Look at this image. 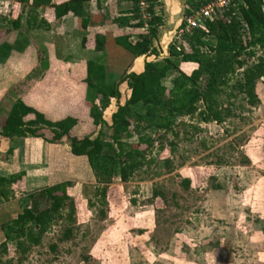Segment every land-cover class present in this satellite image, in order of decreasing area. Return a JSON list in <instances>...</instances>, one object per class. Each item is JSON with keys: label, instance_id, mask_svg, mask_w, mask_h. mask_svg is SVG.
Listing matches in <instances>:
<instances>
[{"label": "rangeland", "instance_id": "rangeland-1", "mask_svg": "<svg viewBox=\"0 0 264 264\" xmlns=\"http://www.w3.org/2000/svg\"><path fill=\"white\" fill-rule=\"evenodd\" d=\"M178 1L182 12L175 30L189 11L184 0ZM262 6L264 9L263 2ZM25 10L18 0H0V123L11 105L24 99L31 87L28 84L40 79L49 65H84L88 68L84 79L89 85L80 100L85 103L67 104L62 96L55 100L42 94L39 98L38 90L33 96L36 102L28 100V104L35 108L39 104L47 119L76 117L80 122L72 135L85 129L95 135L100 131L105 147L111 144V116L124 105L129 91L124 82L117 86L118 98L108 94L128 72L132 56L110 37L103 51L81 55L82 50L91 48H83L80 43L77 50L70 46L71 40L56 36L46 40L31 34L26 38L24 23L15 36L11 35L13 18H24ZM241 32L245 34L242 26ZM173 35L164 45L155 41V51L163 46L168 50L173 43L180 47L182 34L176 31ZM208 41L214 43L212 38ZM258 58H264V49L254 50L248 66ZM180 69L190 73L193 65H180ZM28 75L27 81L17 84ZM173 76L166 77L165 85L170 86ZM255 93L259 100L255 105L240 94L232 98L224 95L222 106L232 115L222 124L179 118L184 126L176 127L172 134L140 128L138 133L134 130L131 137L123 138L127 146L137 143L139 135L154 140L144 166L127 183L120 181L116 170L111 179L98 178L93 172L94 182L91 177L85 178L92 183L68 182L64 201L74 202L72 221L67 219L69 209L65 208L63 218L22 264H264V79L256 84ZM96 108L102 122L96 117L94 121L91 115H98ZM139 111L140 106H136L127 115L131 130L138 125L135 116ZM40 132L52 138L47 129ZM27 137L45 140L44 136ZM66 143L69 145L68 139ZM62 147H52L53 159L60 158ZM61 159L66 177H87L83 157L71 158V168L66 156ZM165 160L171 162V171L164 167ZM183 180H188L187 188ZM19 191L18 186L12 189L13 194ZM39 202L40 209L48 206L45 201ZM28 203L27 198L10 209L16 213ZM66 230L70 231L68 239L64 238Z\"/></svg>", "mask_w": 264, "mask_h": 264}, {"label": "trees", "instance_id": "trees-1", "mask_svg": "<svg viewBox=\"0 0 264 264\" xmlns=\"http://www.w3.org/2000/svg\"><path fill=\"white\" fill-rule=\"evenodd\" d=\"M89 0H66L53 3V0H32L30 9L35 13L38 8H48L53 19L71 16L81 18L83 6ZM99 5V0H95ZM133 5V23H126V27L140 30L138 3L139 0H128ZM150 4L152 20L147 31L137 33L138 40L131 44V35H122L115 38V42L127 50L133 59L147 57L156 54L154 42L158 38V28L162 24L161 18L153 9L157 0H147ZM184 6L189 10V15L194 10L206 5L211 0H184ZM27 6L29 0H18ZM121 19L119 24H121ZM14 29L19 28V17L12 21ZM86 26V22H82ZM241 26L245 34L241 32ZM40 28H47L46 22L41 21ZM177 34H182L184 42L180 47L170 44L168 56L160 61H145L140 73L123 75L115 88L108 94L111 98H118V84L126 83L129 95L124 105L118 106L111 116V144L106 147L101 139V132L95 135L88 129L71 134L79 124L76 117L65 116L52 120L47 119L41 106L36 108L28 104V99H18L12 105L8 115L0 123V137L23 138L26 136L42 137V129H47L52 134L49 142L58 141L66 137L69 141L70 153L76 157H86L89 167L96 177L105 176L109 179L116 173L122 183L129 182L134 174L145 164L147 155L154 147V140L147 135H139L137 143L124 145L122 139L132 136L142 130L155 129L164 133H173L178 126L184 123L178 122L179 118L196 119L198 123L222 124L232 114L227 108H223L221 98L228 94L232 98L235 95H243L250 105L259 102L255 88L256 84L264 79V58H258L257 62L248 66L247 60L254 57L255 49H264V9L262 0H241L231 2L224 10L219 19L206 20L203 28L196 29L190 34L184 32V25L177 29ZM209 38L214 43H209ZM90 40V41H89ZM105 36L94 34L91 38L82 39V47L88 46L97 52L104 50ZM193 65L190 73L180 69V65ZM59 64H51L46 72L36 81L52 80L51 77L59 74ZM65 65V64H63ZM79 68L75 72L76 80L81 86L89 85L85 78L86 68L84 65H74ZM176 74L171 78L170 86L165 85L164 80L170 73ZM30 75L21 82L27 81ZM229 90V91H228ZM79 104L82 105L81 102ZM140 106L135 120L137 127H132V122L127 115L132 108ZM86 110V109H85ZM98 115L91 112L101 120ZM96 124V122H95ZM170 153L174 152L173 144H170ZM159 151L163 146L159 145ZM167 171H171V162L163 161ZM20 179L15 175L10 178L0 176V196L5 201L13 196L10 188ZM188 187V180L182 181ZM65 186L67 183L50 188H43L28 195L29 203L14 219L0 224L2 240L0 241V264H22L27 260L33 248L40 246L45 234L52 226L62 219V211L69 209L67 219L72 221L75 209L72 200L64 201L66 197ZM102 199L105 197L103 189ZM45 201L48 206L40 209V202ZM65 239L70 238V231L66 230Z\"/></svg>", "mask_w": 264, "mask_h": 264}, {"label": "crops", "instance_id": "crops-1", "mask_svg": "<svg viewBox=\"0 0 264 264\" xmlns=\"http://www.w3.org/2000/svg\"><path fill=\"white\" fill-rule=\"evenodd\" d=\"M66 0H53V3H60ZM32 0H29L27 6H25V16L20 18L19 16V28L14 29L12 26V34L16 35L18 30L22 28V25L26 26V38L29 35L38 36L40 38H45L48 36H56L61 40L72 41L73 48L79 49L80 43L84 37L88 39L91 38L94 34H101L105 36V39L112 38L115 39L122 35H131L129 37V42L134 44L138 40L137 33L144 30L143 25L140 30H135L129 27H126V23H133L131 21L133 17V5L128 0H99V5L96 4L95 0H89L82 10L81 18H74L71 16L63 17L60 19H53L50 15H47L49 12L48 8H38L35 13L31 11L30 4ZM158 7V9H156ZM164 9L161 12L160 9ZM181 5L178 0H157L153 9L155 14L161 18L162 24L159 26L158 38L156 41H159L161 44H166L173 38V34L176 33V27L178 26V19L181 14ZM17 17H14L13 20ZM121 21V24L117 21ZM128 20V21H127ZM41 21L46 22L47 28H40ZM86 22V26L82 25V22ZM12 23V22H11ZM12 25V24H11ZM36 32V33H35ZM37 34V35H35ZM74 34V36H73ZM17 41V37L15 38ZM90 41V40H89ZM9 43V42H8ZM11 43V42H10ZM14 43V41H13ZM12 43V44H13ZM155 48V42H154ZM166 46L161 47V50H157L156 54L150 55L147 57H140L133 59L132 64L126 74L129 73H140L143 69V64L145 61H160L161 59L167 57ZM87 49H90L88 46ZM90 50H82L85 55ZM15 53V52H14ZM15 55H17L15 53ZM59 74L51 77L52 80H44L43 87L41 83L36 81L31 85L27 94L24 96L25 99L34 100L35 92L39 90V98L42 94L46 97L54 98L57 100L59 97L66 100L67 104L73 103L77 104L82 102L84 98L86 89L84 86H81L78 80H76L75 72L79 68L74 65H63L59 64L57 66ZM2 68V67H1ZM173 76V72L170 73ZM172 78V77H171ZM38 100V99H37ZM14 104V103H13ZM12 104V105H13ZM11 105V107H12ZM45 132V131H43ZM42 132V133H43ZM41 133V132H40ZM44 134V133H43ZM44 136V141L36 140L33 138H4L0 137V176L4 178H10L12 176L18 175L20 179L16 184L12 185L10 191L15 187H19L20 191L14 193L9 201L3 200L0 196V224L4 221L16 218L17 214L24 208L17 210L10 209L14 204L27 200L28 195L32 192L39 191L43 188H50L56 185L72 182V183H92L91 180H86L85 178L91 177L93 182L95 180L92 170L89 167L86 157L82 163L83 168L87 171V177L78 174V177H66L63 170V160L62 156H66L67 161L70 162L69 167L71 168V162L74 159V156L70 153V147L67 145V138L63 137L58 141L49 142L51 139ZM62 144V149L60 151L61 156L59 159L52 158L51 149L53 145ZM76 157V156H75ZM82 158V157H77ZM65 160V158H64ZM77 174V173H75ZM83 178L85 180H83ZM17 185V186H16ZM13 193V192H12ZM2 240V234L0 232V241Z\"/></svg>", "mask_w": 264, "mask_h": 264}, {"label": "built area", "instance_id": "built-area-1", "mask_svg": "<svg viewBox=\"0 0 264 264\" xmlns=\"http://www.w3.org/2000/svg\"><path fill=\"white\" fill-rule=\"evenodd\" d=\"M264 3V1L262 0ZM229 0H216L210 2L205 6H202L198 12H192L187 15L183 21L184 32L190 34L196 29L203 28V24L206 20L219 19L223 14L224 10L230 5ZM138 11L140 21L142 22L144 30L149 28V23L152 20V14L150 13V4L147 0H139Z\"/></svg>", "mask_w": 264, "mask_h": 264}]
</instances>
